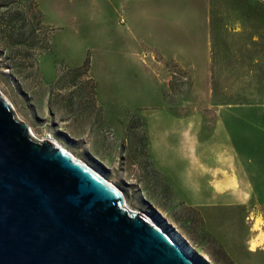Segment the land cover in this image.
I'll return each mask as SVG.
<instances>
[{
    "label": "rangeland",
    "instance_id": "rangeland-1",
    "mask_svg": "<svg viewBox=\"0 0 264 264\" xmlns=\"http://www.w3.org/2000/svg\"><path fill=\"white\" fill-rule=\"evenodd\" d=\"M0 91L197 264H264V0H0ZM215 154L247 201L189 180Z\"/></svg>",
    "mask_w": 264,
    "mask_h": 264
},
{
    "label": "water",
    "instance_id": "water-1",
    "mask_svg": "<svg viewBox=\"0 0 264 264\" xmlns=\"http://www.w3.org/2000/svg\"><path fill=\"white\" fill-rule=\"evenodd\" d=\"M0 264H197L102 173L37 138L0 91Z\"/></svg>",
    "mask_w": 264,
    "mask_h": 264
},
{
    "label": "crops",
    "instance_id": "crops-1",
    "mask_svg": "<svg viewBox=\"0 0 264 264\" xmlns=\"http://www.w3.org/2000/svg\"><path fill=\"white\" fill-rule=\"evenodd\" d=\"M202 147H209L210 143L208 141L199 142ZM213 148H218V145H214ZM226 146V145H225ZM228 146V145H227ZM202 161L196 160L192 161L188 158L187 169L192 173L189 180L195 179L194 171L199 170L197 173L203 175V180L205 184L202 185L206 191H208V196L212 197H223V195L229 198L240 199L242 202L247 201V197L244 192H239V181L233 179L230 173L229 166H222L221 163H216L218 159H221L218 155H213V157H200ZM202 167V169H200ZM196 169V170H195ZM227 171V172H226ZM199 174V175H200ZM199 175L197 176L199 178ZM201 178V177H200ZM199 194V193H198ZM196 196V193H191V199Z\"/></svg>",
    "mask_w": 264,
    "mask_h": 264
},
{
    "label": "bare ground",
    "instance_id": "bare-ground-1",
    "mask_svg": "<svg viewBox=\"0 0 264 264\" xmlns=\"http://www.w3.org/2000/svg\"><path fill=\"white\" fill-rule=\"evenodd\" d=\"M32 133L33 132V129L31 128L30 129ZM41 140H49L53 143H55L56 145L62 147L63 149L67 150L63 145H61L57 140H55L54 138H48V139H41ZM68 152H70L69 150H67ZM71 153V152H70ZM72 154V153H71ZM73 155V154H72ZM75 156V155H73ZM76 157V156H75ZM78 158V157H76ZM80 159V158H78ZM81 160V159H80ZM83 161V160H82ZM101 173V172H100ZM122 192V191H121ZM123 196H124V193L122 192ZM124 199H125V196H124ZM134 212H138V211H135V210H132ZM138 213H141L142 215H144L145 217H148L146 214L142 213V212H138ZM149 218V217H148ZM257 225V224H256ZM169 235L171 237H173L175 239V241L180 245V247L190 256L192 257L191 253H192V249L191 247L187 246V245H184L183 242H182V238L179 234L177 233H169ZM251 244V249L252 250H255L257 247L259 246H264V232H259L257 234V236L255 238H253L250 242ZM193 258V257H192Z\"/></svg>",
    "mask_w": 264,
    "mask_h": 264
}]
</instances>
